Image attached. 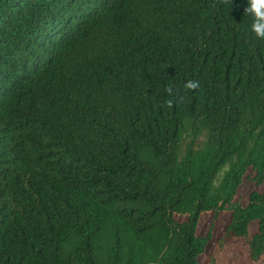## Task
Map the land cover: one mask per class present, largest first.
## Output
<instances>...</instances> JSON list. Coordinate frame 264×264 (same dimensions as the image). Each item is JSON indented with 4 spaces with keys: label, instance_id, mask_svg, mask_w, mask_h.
Wrapping results in <instances>:
<instances>
[{
    "label": "trees",
    "instance_id": "trees-1",
    "mask_svg": "<svg viewBox=\"0 0 264 264\" xmlns=\"http://www.w3.org/2000/svg\"><path fill=\"white\" fill-rule=\"evenodd\" d=\"M246 4L0 0V264H216L235 238L264 263V40ZM207 211L228 220L201 262Z\"/></svg>",
    "mask_w": 264,
    "mask_h": 264
},
{
    "label": "rangeland",
    "instance_id": "rangeland-1",
    "mask_svg": "<svg viewBox=\"0 0 264 264\" xmlns=\"http://www.w3.org/2000/svg\"><path fill=\"white\" fill-rule=\"evenodd\" d=\"M252 188V182L246 178L243 183L237 188L236 197L240 198V201L245 200L247 192ZM228 220V212L221 211L216 218H212L210 212H202L197 221V232L203 233L207 227L212 223V235L210 240L205 246L204 253L199 256V260L204 261L205 257L213 250L216 244L217 238L220 236L224 229V226ZM255 228V222H250L248 226V233L250 234ZM246 247L242 238H235L229 240L217 254L216 264H244ZM249 264H264L261 262L249 263Z\"/></svg>",
    "mask_w": 264,
    "mask_h": 264
},
{
    "label": "clouds",
    "instance_id": "clouds-1",
    "mask_svg": "<svg viewBox=\"0 0 264 264\" xmlns=\"http://www.w3.org/2000/svg\"><path fill=\"white\" fill-rule=\"evenodd\" d=\"M223 3H227L228 0H222ZM244 13H247L251 17V24L249 30L253 37L257 40H264V0H247ZM199 87V82L194 80H188L184 84L186 90H196ZM165 92L171 96L173 95V88L171 85L165 88ZM172 101H168V106H172Z\"/></svg>",
    "mask_w": 264,
    "mask_h": 264
}]
</instances>
